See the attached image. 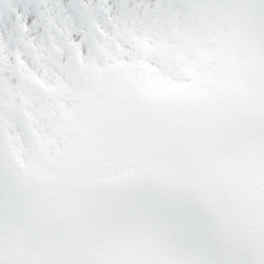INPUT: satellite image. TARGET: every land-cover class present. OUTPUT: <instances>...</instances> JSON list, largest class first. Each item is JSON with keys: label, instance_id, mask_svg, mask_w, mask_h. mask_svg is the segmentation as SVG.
Segmentation results:
<instances>
[{"label": "snow or ice", "instance_id": "snow-or-ice-1", "mask_svg": "<svg viewBox=\"0 0 264 264\" xmlns=\"http://www.w3.org/2000/svg\"><path fill=\"white\" fill-rule=\"evenodd\" d=\"M0 264H264V0H0Z\"/></svg>", "mask_w": 264, "mask_h": 264}]
</instances>
